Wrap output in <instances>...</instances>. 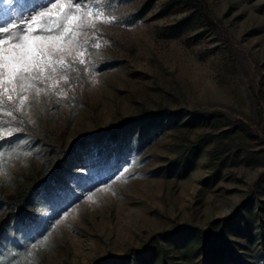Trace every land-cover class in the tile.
<instances>
[{
	"label": "rangeland",
	"instance_id": "374dc122",
	"mask_svg": "<svg viewBox=\"0 0 264 264\" xmlns=\"http://www.w3.org/2000/svg\"><path fill=\"white\" fill-rule=\"evenodd\" d=\"M34 2L12 0L21 17ZM205 6L110 0L102 11L116 21L81 30L80 55L57 83L42 85L38 101L30 95L24 112L0 113V128L17 130L11 144L0 140V221L79 156L58 188L62 203L36 208L48 227L16 262L112 264L161 233L174 256L181 228L206 230L247 200L264 201V0ZM192 112L218 115L219 125H192ZM199 144L192 165L184 161ZM234 234L228 241L240 245L226 264H264L261 238Z\"/></svg>",
	"mask_w": 264,
	"mask_h": 264
},
{
	"label": "snow or ice",
	"instance_id": "6c2138e0",
	"mask_svg": "<svg viewBox=\"0 0 264 264\" xmlns=\"http://www.w3.org/2000/svg\"><path fill=\"white\" fill-rule=\"evenodd\" d=\"M7 2L8 8L0 9L8 16L0 23V113L6 107L24 112L30 95L38 101L40 93L47 90L42 85L49 81L56 84L55 77L80 55L81 30L94 27L97 20L114 22L117 18L103 14L110 0H89L86 7L81 0H35L26 17L16 14L12 0ZM15 131L0 128V140L11 144ZM3 155L0 151V157Z\"/></svg>",
	"mask_w": 264,
	"mask_h": 264
},
{
	"label": "trees",
	"instance_id": "16d2710c",
	"mask_svg": "<svg viewBox=\"0 0 264 264\" xmlns=\"http://www.w3.org/2000/svg\"><path fill=\"white\" fill-rule=\"evenodd\" d=\"M182 1L194 8L205 11V0ZM218 119V115L191 113L192 125L195 126L219 125ZM237 127L244 129L241 124L234 125V128ZM120 133H122V130L114 131L112 135L117 137ZM203 145H196V148L184 152L185 155L182 156L184 161L190 164L193 163L198 153L195 149L200 150ZM77 160H79V156L65 158L60 163L58 172L52 182L41 184L36 195L28 193L20 198L18 204L11 206L6 217L0 221V264H18L19 262H16L17 258L26 251L31 237L33 235L39 237L41 236L40 233L47 229V220L39 215L36 208L43 201L53 200L55 204L56 202L59 203L56 204L57 207L62 203L58 202L60 197L58 188L62 186L63 177L69 174L73 162ZM215 173H220V169L216 170ZM253 203V206H249ZM261 204H264V201H255L251 198L233 214L215 220L213 226L206 230L191 226L181 228L182 244L177 246V255H170L168 249L160 244L161 240L170 239L169 234L161 233L157 239V244H149L144 252L128 253L119 260L113 261L112 264H199L196 259L200 257H203L201 264H226L227 261L235 258L237 247L240 245V240L228 241L227 234L234 231L235 237L241 240L252 241L254 237L259 236L261 239L258 242L264 250V219L254 211L255 207L264 209ZM102 264H110V262H103Z\"/></svg>",
	"mask_w": 264,
	"mask_h": 264
}]
</instances>
